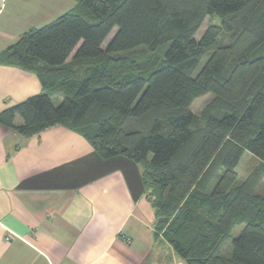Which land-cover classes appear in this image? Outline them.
Instances as JSON below:
<instances>
[{
    "label": "trees",
    "instance_id": "obj_1",
    "mask_svg": "<svg viewBox=\"0 0 264 264\" xmlns=\"http://www.w3.org/2000/svg\"><path fill=\"white\" fill-rule=\"evenodd\" d=\"M208 16L221 23L197 39ZM165 44L162 60L142 65L122 54ZM0 62L36 73L43 86L0 122L24 136L63 125L102 158L135 161L155 235L188 264H264V195L237 185L236 172L246 151L264 165V0H77L22 34ZM207 93L215 101L198 118L190 106ZM238 224L231 255H220Z\"/></svg>",
    "mask_w": 264,
    "mask_h": 264
},
{
    "label": "crops",
    "instance_id": "obj_2",
    "mask_svg": "<svg viewBox=\"0 0 264 264\" xmlns=\"http://www.w3.org/2000/svg\"><path fill=\"white\" fill-rule=\"evenodd\" d=\"M70 3L0 0V54ZM42 92L36 73L0 62V113ZM156 222L135 161L104 159L63 125L24 136L0 122V264H188Z\"/></svg>",
    "mask_w": 264,
    "mask_h": 264
},
{
    "label": "rangeland",
    "instance_id": "obj_3",
    "mask_svg": "<svg viewBox=\"0 0 264 264\" xmlns=\"http://www.w3.org/2000/svg\"><path fill=\"white\" fill-rule=\"evenodd\" d=\"M72 1L73 4L70 3L71 5H75L77 0H68ZM66 3V2H65ZM69 6V7H70ZM66 9H70L65 6V11ZM61 15V14H60ZM221 19L218 16H208L206 17L205 21L203 22L202 26L199 28L196 38L200 39L203 33L207 30V28L212 25V24H220ZM117 27L113 29V31L109 34L107 39L105 40L103 44V48H106L110 40L114 37V35L117 32ZM229 36L223 34L221 36L220 43L225 44L229 42ZM169 47V44H165L162 46V48H159L157 50L151 51L148 49L146 46H140L137 49L131 50L130 52H122V54L126 56H130L134 60V62L138 64H146L148 61H159L163 59V49H167ZM208 59V56H206L203 61L201 62L200 67H202L205 63V61ZM252 92V91H251ZM253 93V92H252ZM63 99V96L59 93L54 95L53 100L55 103H60V101ZM215 101V96L212 93H207L197 99L192 103L190 106V109L196 116L199 118L201 112L210 104H212ZM236 172L238 174V181L237 185L241 186L244 185L245 183L248 184L246 187L254 188V194H259V195H264V165L262 164V161L253 155L252 153L246 151L242 158L241 161L239 162V165L236 168ZM245 224H238L234 227L232 230L231 234L224 239L223 245L220 249L219 254L224 255V256H230L232 253V243L234 238L238 237L242 231L244 230Z\"/></svg>",
    "mask_w": 264,
    "mask_h": 264
}]
</instances>
